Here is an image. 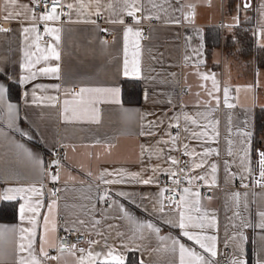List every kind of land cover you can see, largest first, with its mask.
Masks as SVG:
<instances>
[{"label":"crops","instance_id":"crops-1","mask_svg":"<svg viewBox=\"0 0 264 264\" xmlns=\"http://www.w3.org/2000/svg\"><path fill=\"white\" fill-rule=\"evenodd\" d=\"M61 2L73 4L64 24H59L61 17L44 24L39 19L41 15L33 12L34 0H15L14 4L11 0H0V21L6 24L4 31H0V82L9 88L6 103L16 105L15 120L9 127L6 103L0 102V188L43 187L44 195L40 199L44 206L37 218V249L45 235L43 216L47 215V204L56 199L55 232L50 231V223L48 233L49 243L56 246L60 233L66 229L78 230L91 240L103 243L106 238L108 245L117 247L127 257L126 264L131 256L132 261L142 259L144 264H178V253L165 250L170 248L171 240L161 241L157 234L139 227L142 223H152L160 228L159 236L180 238L186 246L207 257L193 241L181 237L178 228L164 223L166 219H177L174 211L167 207L163 213L158 211L161 202L168 203L160 195L164 189L163 178H174L172 173L180 174V154L185 152L183 144L187 143L189 151L195 149L199 153L203 147H211L219 153L214 152L206 158L203 168L191 172L189 168L194 159L199 162L200 158L187 155L185 172L206 177L192 184L201 182L213 188V197L205 199L200 190L191 187L200 193L201 214L207 212L209 218L215 217V227L206 228L204 232L217 237V252L230 247L240 254L242 247V255L250 259L264 255V241L259 239L264 230L245 226L246 223L258 224V212L264 211V190L251 188L256 150L255 113L258 108H264V68L259 66V62L264 61V37L260 35L264 30V8L261 7L264 0H248L247 9L243 6L245 0H139L137 7L142 4V9L137 13L141 18L138 24L127 15L123 0H100V16L95 15V0H83L84 8L77 0ZM109 4L112 7H108ZM118 19L124 23L111 22ZM33 26L38 31H32ZM45 26L61 29L56 45L60 60H41L32 69L37 72L36 78L21 85L20 77L28 75L21 67L26 62L25 51L35 53L32 56L35 60L41 55L37 43L44 50L53 43L52 36L48 42L42 39L41 28ZM126 27L141 31L139 38L129 36L127 55L131 62L138 41L141 69L138 77L122 74ZM24 28L29 31L25 33ZM145 32L147 37H144ZM105 35L110 39L105 40ZM216 38H220L219 46L213 45ZM57 63L59 79L38 71ZM205 76L208 79H204ZM125 79L141 82L139 104H124L122 82ZM213 80L219 91L215 90ZM56 84L60 85L59 91L52 87ZM36 85L42 87L36 88ZM113 85L121 89V103L98 104L99 123L64 119L63 101L71 99V93L66 90ZM225 88L229 90L228 102L235 105L233 108L224 104ZM209 91L220 99L217 111H212L216 101L208 95ZM207 101L210 105L205 104ZM198 113H211L209 119L215 117L219 121L216 125L219 136L206 145L188 138L184 132L186 126L196 128L184 120V114L195 117L201 124L207 123ZM177 116L180 117V140L173 144L169 133L176 135L177 129L170 125L177 123ZM242 131L252 133L250 145L243 143L244 138L238 134ZM149 132L152 134L148 135ZM209 135L213 133L210 131ZM21 144L23 149L18 147ZM246 146L250 148V156L242 164V149ZM58 148H65L66 154L60 170V194L53 197L50 174L55 161L53 153ZM172 148L177 150L170 151ZM24 149L32 153V158ZM229 150L232 155H228ZM169 157L179 163L172 164ZM36 159L41 161L40 165L35 164ZM212 163L217 165L215 173L211 171ZM105 170L112 174L101 178ZM131 173H138L143 179L152 177L154 183H137L131 179ZM213 176L215 183H212ZM242 176L247 178L241 180ZM104 180L122 182L106 184ZM219 185L223 187L221 193L215 188ZM119 192L125 195H117ZM235 193L241 194L239 206ZM105 194L107 202L101 199ZM9 202L17 203L16 219L3 220L0 224L30 226L27 222L21 225L19 220V204L23 201L0 200V207ZM121 206L136 223L124 215ZM81 220L83 224L79 223ZM238 232L247 237L243 244ZM89 247L88 243L84 245V249ZM92 247L101 251L100 246ZM55 249L46 246L48 255L55 254ZM7 251L11 252V246ZM78 256L64 252L57 260L46 259L45 264H77Z\"/></svg>","mask_w":264,"mask_h":264},{"label":"snow or ice","instance_id":"snow-or-ice-1","mask_svg":"<svg viewBox=\"0 0 264 264\" xmlns=\"http://www.w3.org/2000/svg\"><path fill=\"white\" fill-rule=\"evenodd\" d=\"M14 4L15 0H11ZM52 7L50 10H47L43 13L39 19L43 21H57L60 19L61 13L57 11V7H67L69 10L73 9L72 3L61 4V0H50ZM80 4L81 8L86 7L83 4V0H77ZM119 2V0H117ZM139 0H123L124 3V10L126 11L129 17L134 19L135 23H140L141 18L137 16L142 9L141 7H137V3ZM40 0H34V4L36 7H39ZM97 4V11L95 15L100 16L101 13L99 11V3L100 0H95ZM244 8L247 9L250 7L248 0H245ZM108 7H112L111 4ZM264 8V5L261 6ZM35 9H33V12ZM7 18V17H5ZM35 15H33V19H35ZM112 23H121L123 24L124 21L122 19H118L115 21H111ZM32 31H38L36 26H33L31 29ZM0 31H4L0 29ZM23 31L27 33L29 31L28 28H24ZM61 29L56 27H48L45 26L44 32L47 33L49 36L53 37V43L48 44L47 49H40L39 43L36 44L37 50L41 52L40 56H37L35 60L32 59V56L35 53H29L25 51L24 55L26 58V62L21 65L23 69L28 73V75L21 76L19 79V83L21 85L27 83L30 80H34L36 78L37 72L33 71L32 69L35 67L36 64H39L41 60L47 62L49 60H60V53L57 51L56 45L60 41V33ZM103 31H107L104 29ZM135 36L139 38L141 36L140 30H135L132 27H126L124 31V40H125V59L123 62V71L122 74L125 77L129 76H136L140 75V61H139V43L137 41L135 47L136 51L133 53V59L129 62L127 55H128V40L129 36ZM260 35L264 37V30H261ZM37 42L40 40L39 34L36 37ZM40 74L43 75H52L56 79H59L60 76V66L57 63L55 66L43 67L39 70ZM204 79H208L207 76L203 77ZM213 86L216 91H219V88L216 86V81L213 80ZM36 88L42 87L41 85H36ZM57 91L60 89V85L56 84L52 86ZM9 88L8 85L0 82V102L6 103V96L8 94ZM66 92L71 93V99H65L63 101V111H64V119L66 121L69 120H87L94 123H99V108L97 107L98 104L101 103H114L120 104V92L121 89L119 86H103V87H80L78 91L76 90H66ZM228 92L227 88L224 89V104L228 108H233L235 105L228 102ZM27 93H25V96ZM208 95L212 97L216 101V108L212 111H217L219 109L220 99L218 96H214L213 92L209 91ZM33 97L35 98V92H33ZM56 99V98H50ZM210 101L205 102L206 105H210ZM6 110L8 114V119L10 121L9 127L12 126V122L15 120V112H16V105L12 103H6ZM128 112L129 110H125ZM202 119L207 121V123L201 124L195 117L184 114V120L191 125H195L196 128L185 127L184 132L188 134V138L192 140H196L201 145H206L211 141H215L216 137L219 136L218 129L216 125L219 123L218 120H215V117L209 119L211 113L205 115V113H198ZM177 123L170 125L171 127H175L177 129L176 135H170L171 141L175 144L177 141L180 140V125L178 123L180 117H175ZM246 123V122H245ZM209 125H211V129H209ZM197 128L199 130H197ZM213 133V135H209V132ZM231 131V130H229ZM24 134V133H22ZM141 134H145L141 132ZM151 135L152 133H147ZM242 136L243 143L245 145H250V138L252 133L250 131H242L238 133ZM167 143V142H165ZM232 141L229 140V144ZM18 147L23 149V145H18ZM183 148L185 149L184 155H191L193 157H199V162H196L195 159L193 164L189 168V172L194 171L195 169H200L205 166L207 163V157L211 156L214 152L216 155H219L215 149L211 147H203L201 152H196L195 149L189 151V145L187 143L183 144ZM177 150L175 148L169 149ZM25 153L29 158H32V153L29 152L27 149H24ZM243 151V158L242 164L245 163L249 156H250V148L244 147ZM228 155H232L231 150H229ZM256 155L258 157V174L260 179L256 181V184L264 187V149L257 150ZM169 160L172 164H178L179 161L175 158L169 157ZM35 164L40 165L41 161L36 159ZM54 165H58V161L52 162ZM228 162L225 161V165L227 167ZM212 173L217 171V165L212 163L210 165ZM248 170V169H246ZM155 171V169H153ZM184 172V169L180 170ZM90 174V173H89ZM111 175L112 173L107 172L101 174V178L103 176ZM123 176L122 173H118ZM132 180H135L137 183H142L144 185H149L154 183L152 177H148L146 179L140 178L138 173H131L129 174ZM173 179V184L179 186L181 183L180 178L178 177L177 173L171 174ZM50 178L53 182L59 180V174H50ZM247 177H241V180L246 179ZM185 179L189 185L193 183L194 180H206L204 175H189L185 173ZM122 181L117 180H104L106 184H114L120 183ZM212 183H215V176L212 177ZM242 187L247 188V184H242ZM58 189H53L50 191V195L55 197L57 194ZM165 192H170L173 196H178V199H174L173 196H164ZM44 195L43 187H37L35 185H28V186H10V187H3L0 188V200L2 201H14V200H22L23 203L19 204V220L21 225L24 222H27L28 227L20 226V225H2L0 224V264H9V256L11 257V264H45L46 259L57 260L59 259L58 256L49 257L48 251L46 250L47 247H56L54 243H49L48 241V233H49V225L51 223L50 231L52 233L55 232V220L53 217L56 214L57 210V200L52 199L50 203L47 204V215L43 216V225L45 235L41 238L40 246L37 249V227H38V217L41 214V208L44 206L40 197ZM106 195L102 196L101 199L106 201ZM117 195L124 196L125 193L119 192ZM164 199L168 201L167 205H164L162 202L158 207V211L163 213L165 207L169 208L170 211H174L177 219L171 220L166 219L164 221L165 224L171 225L172 227L178 228L180 230V236L187 238V241H193L196 245L199 246L200 249L203 250L204 253H207L208 256L202 255L200 252H197L195 249L186 246L185 243L181 242L180 238L171 237V236H159L160 228L152 223H142L139 224L141 229H148L151 232L157 234V237L161 241L171 240L170 248H166L165 250H170L173 254L178 253V264H216L211 257L217 256L216 250V241L217 237L215 235H207L205 234L204 230L206 228H214L215 227V217L209 218L207 212H203L201 214V197L199 191H193L191 187H183L179 191L175 188H166L163 189L160 193ZM235 198L237 200V204L239 206V198L240 193H235ZM35 197V199H34ZM247 208V205H245ZM145 211L148 209L145 208ZM121 211L124 212V215L133 223H136L134 217H132L127 211L124 210L123 206H121ZM197 214V215H194ZM239 215V213H237ZM258 215L260 217V222L255 225H246L245 226H254L258 227L261 230H264V211H259ZM207 221V223H205ZM79 223L83 224L84 222L81 220ZM98 223V221H97ZM194 229H198L199 231H194ZM67 231V229H66ZM98 235H103L102 233H98ZM122 235V234H118ZM240 244H243L247 241V237L244 236L242 232L237 233ZM235 239V237H234ZM259 239L264 241V235H260ZM87 243L90 245L88 249H77L76 244H71L68 246V251L71 255L75 256L77 251L82 253V255L77 257V264H126L127 257L117 249L115 246H111L107 244L106 238L104 239L103 243L101 241H95L89 239ZM11 246V252L7 251V247ZM92 246H100L101 251H96L95 247ZM61 252L63 251L65 245L63 242L59 245ZM121 247H125L121 245ZM129 251H136V249H128ZM240 254H243V248L240 247ZM233 256L236 257V254L233 253ZM138 264H144V261L141 259ZM232 264H248L245 259L236 257L232 259ZM256 264H264V255H261L257 260Z\"/></svg>","mask_w":264,"mask_h":264},{"label":"built area","instance_id":"built-area-1","mask_svg":"<svg viewBox=\"0 0 264 264\" xmlns=\"http://www.w3.org/2000/svg\"><path fill=\"white\" fill-rule=\"evenodd\" d=\"M61 4H63L61 2ZM52 7V4L50 2V0H40L39 3V7H36V5L34 4V13L37 15H42L43 13H45L47 10H50ZM57 11H59L61 13V19L59 24H64V22L66 21V18L69 14V9L67 7H57ZM42 23L47 24V21H43ZM141 26H145V24H141ZM0 28L1 29H5L6 28V24H4V22L0 21ZM41 35H42V39L45 42L50 41L51 37L44 32V27L41 28ZM148 34L147 32L144 33V37H147ZM110 36L109 35H105L104 38L105 40H109ZM264 148H256L255 150V156H254V164H253V172H252V190L257 191V190H264V187H261L259 185L256 184V181L260 179L259 174H258V157L256 155V151L257 150H261ZM66 154V149L65 148H58L57 150H55V152L53 153V157L55 159V161H58L59 164L58 165H54L52 167V173L51 174H59V180L56 182H52L53 185V189H58L59 191H57V194L55 197H58L60 194V190H61V183H60V170L61 167L64 164V156ZM187 165H188V156L184 155V153L182 152L180 154V170L184 169V172L180 171V174L178 175V177L181 180V183L179 186L173 184V179L174 178H169L168 176H165L163 178V182H162V187L164 189L166 188H175L177 189V191H179L180 189H182L183 187H193L196 188L198 190H200L202 192V197L205 199L208 198H212L213 197V188H208L205 184L201 183V182H197L195 184H191L189 185L187 182V179H185V176L183 175V173L186 172L187 170ZM219 193H221L223 187L221 185L215 187ZM164 196H173L172 193L170 192H165ZM174 199H178V196H173ZM108 205H110V203H108ZM89 240V236L81 231L78 230H67L64 231L62 233L59 234L58 237V243L55 249V254L53 255H49V257L52 256H58L61 253L64 252H69L68 251V246L71 244H76L77 249H84V245L87 243V241ZM63 242V244L65 245L63 251L61 252V249L59 247L60 243ZM233 253L236 254V257L245 259L248 264H256V260L258 259L257 255H254L252 259L248 258L246 255H241L238 254L236 252H234L230 247H223L220 248L217 252V256L213 258V261L216 262V264H232V259L236 258L233 256ZM78 255H82V253H80L79 251H77Z\"/></svg>","mask_w":264,"mask_h":264},{"label":"trees","instance_id":"trees-1","mask_svg":"<svg viewBox=\"0 0 264 264\" xmlns=\"http://www.w3.org/2000/svg\"><path fill=\"white\" fill-rule=\"evenodd\" d=\"M213 45H220V38L213 40ZM259 66L264 68V61L259 62ZM142 85L139 80L125 79L122 82L123 102L127 105H137L141 102ZM255 148H264V108H258L255 113V131H254ZM9 216L10 218H8ZM17 216V203L9 202L0 207V221L15 220ZM128 261V264H138L137 261Z\"/></svg>","mask_w":264,"mask_h":264}]
</instances>
